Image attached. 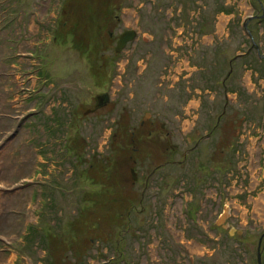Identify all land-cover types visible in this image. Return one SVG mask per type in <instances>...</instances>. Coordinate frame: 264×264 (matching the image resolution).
<instances>
[{"label": "rangeland", "instance_id": "1", "mask_svg": "<svg viewBox=\"0 0 264 264\" xmlns=\"http://www.w3.org/2000/svg\"><path fill=\"white\" fill-rule=\"evenodd\" d=\"M258 252L264 0H0V264Z\"/></svg>", "mask_w": 264, "mask_h": 264}, {"label": "water", "instance_id": "2", "mask_svg": "<svg viewBox=\"0 0 264 264\" xmlns=\"http://www.w3.org/2000/svg\"><path fill=\"white\" fill-rule=\"evenodd\" d=\"M135 37H136V32L134 30L123 31L118 36L114 51L116 53L120 52L126 46V44L128 42L132 41ZM109 100H110V98H109L107 93L99 94V95L95 96L94 97V101H95L94 110L99 109L101 107H104L109 102ZM131 173H132L133 177L135 178L136 176H135V173L133 170H131ZM257 264H261L259 252L257 254Z\"/></svg>", "mask_w": 264, "mask_h": 264}, {"label": "flooded vegetation", "instance_id": "3", "mask_svg": "<svg viewBox=\"0 0 264 264\" xmlns=\"http://www.w3.org/2000/svg\"><path fill=\"white\" fill-rule=\"evenodd\" d=\"M94 104H95V101H94ZM94 104H93V106H94ZM90 111H91V110H90ZM19 127H20V126H19ZM19 127H18V128H19ZM16 133H17V130H16L15 134H16ZM80 160H81V156H78V157H77V161H80ZM91 167H92V166L90 165V168H91ZM131 170H133V169H131ZM131 170H130V171H131ZM133 171H134V170H133ZM135 174H136V173H135ZM136 178H137V175H136V177L134 178V180H136Z\"/></svg>", "mask_w": 264, "mask_h": 264}]
</instances>
